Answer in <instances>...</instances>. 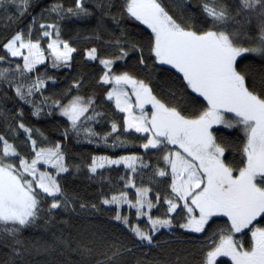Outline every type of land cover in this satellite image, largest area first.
Segmentation results:
<instances>
[{"label": "snow or ice", "instance_id": "obj_1", "mask_svg": "<svg viewBox=\"0 0 264 264\" xmlns=\"http://www.w3.org/2000/svg\"><path fill=\"white\" fill-rule=\"evenodd\" d=\"M36 3L0 0V264H264V0Z\"/></svg>", "mask_w": 264, "mask_h": 264}, {"label": "trees", "instance_id": "obj_2", "mask_svg": "<svg viewBox=\"0 0 264 264\" xmlns=\"http://www.w3.org/2000/svg\"><path fill=\"white\" fill-rule=\"evenodd\" d=\"M49 3V0H37L36 3V7L34 8V13H38L41 10L42 6H45ZM27 21H25L24 23H26ZM95 23V21H91L88 22L87 27H91L93 24ZM20 27H23V24L19 25ZM0 27H2V25H0ZM87 27L80 23V22H76L72 25L71 30L66 32V38H73L76 35V32H82L84 34H87ZM3 37L0 36V39H2ZM84 43L83 41H81V43L78 45L79 47L83 48L84 47ZM65 81V77L62 75L61 76V84H63ZM58 121L53 120L51 123L48 122L47 120H41L37 122V126L45 129L47 131V134L52 136V137H56L58 134L56 132V128L55 125ZM73 151L77 154V158L79 157V154L83 153L85 156H87L89 153L91 152H96L97 154H108L111 155L112 152L110 150H106V149H95L93 146L91 145H76L75 148L73 149ZM117 154L120 153V150L117 149ZM113 178H115V173H112ZM70 187L72 188H76L77 190L81 191V192H85V190H87L86 194H94L97 192V186L96 185H89L87 181H83V180H76V181H72V183L70 184ZM167 236H163L162 239H167Z\"/></svg>", "mask_w": 264, "mask_h": 264}]
</instances>
